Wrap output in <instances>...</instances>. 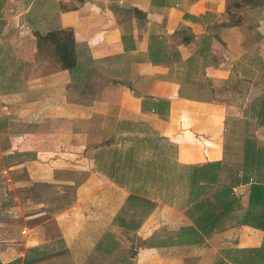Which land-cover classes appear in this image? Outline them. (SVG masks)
Here are the masks:
<instances>
[{"label":"crops","instance_id":"crops-1","mask_svg":"<svg viewBox=\"0 0 264 264\" xmlns=\"http://www.w3.org/2000/svg\"><path fill=\"white\" fill-rule=\"evenodd\" d=\"M66 27L80 54L74 70L39 53L40 36ZM0 67V116L41 129L7 140L6 151L20 158L3 172L19 165L26 174L13 182L54 186L62 249H103L111 224L125 228L111 220L131 194L150 199L142 238L161 226L169 237L187 226L190 236L188 187L162 199L157 180L164 164L189 172L211 162L251 178L233 188L242 208L212 231L230 243L218 264H241V250L264 245L263 230L236 222L251 183L264 180V159L243 163L248 145L264 149V112L252 107L257 99L264 106V0H0ZM229 119L236 133L243 129L235 148ZM2 253L3 262L10 254Z\"/></svg>","mask_w":264,"mask_h":264},{"label":"rangeland","instance_id":"rangeland-1","mask_svg":"<svg viewBox=\"0 0 264 264\" xmlns=\"http://www.w3.org/2000/svg\"><path fill=\"white\" fill-rule=\"evenodd\" d=\"M56 31H58V34L51 36L49 38L50 41L47 40L46 43H43L44 47L39 53L42 58L53 60V62L62 66L59 56L53 51V49L59 47L58 51L68 57V61L72 63L71 67H62L74 70L77 67V55L79 54L76 49L74 34L70 27ZM87 52V49L86 51L84 50L85 55H88ZM2 68L0 67V70ZM78 68L82 71L81 67ZM12 84H15V82H12ZM9 118L10 121L8 117L4 119L0 116V264H22L24 259L64 250L62 248H67V244L59 236V229L53 218L54 213L57 211H54L56 204L54 202L56 198L54 186L49 183H42L41 185V183L36 182L30 186L22 181L13 182L15 179L23 177L22 172L18 168L19 165L7 170V174L3 172V169H8L6 161L15 162L20 158L18 155L7 156L8 151L5 149L7 140H12L13 136L18 137L27 130V133H34L35 135L41 130L33 122L23 123L21 120H17L15 116H9ZM227 123L229 125L227 141L229 144H233L235 148L237 142H241L240 136H236L235 132L236 121L229 119ZM239 152L241 153L240 148ZM137 163V165H146L142 162ZM149 164L152 174H155V164ZM157 165V168L160 169V163ZM163 168L162 176L157 180L160 192L158 195L162 199H168L173 195L172 192L174 190L178 189L181 192V188L184 185L188 187L184 199L189 206H192L196 198L191 193V183L189 182L191 170L189 172L182 169L178 171L176 169L168 170L169 167L165 164ZM143 170L145 169L143 168ZM138 174H141V171H138ZM9 175L12 182L6 178ZM147 175H149V171ZM143 179V177L140 178V180ZM137 180L138 178H136ZM153 180L154 178H151V181ZM61 188L63 190L66 189ZM140 189L143 190L144 194L150 188L143 185ZM66 190L67 192H73L72 186H68ZM197 190L198 188L196 187ZM145 195L147 194L145 193ZM146 198L141 197L131 201L127 205L125 204V208L122 207L121 211L117 212V215L111 221L120 224L127 230L123 228V231L119 229L117 232V227L111 224L110 228L104 232L102 245L99 244V246H104L103 249H98L97 246L87 250H81L78 247L71 248V250L63 251L54 257H46L38 264H218V261H225L223 260L224 258L228 259L229 247L226 245L230 244L229 240L225 237L224 239L219 237L216 239L218 241H214L212 238L213 229L207 233L193 229L190 236H186V233L181 230L184 229L186 232V226L179 228V233L176 236L169 237L165 226H161L152 236L145 235L142 238V235L137 233V228L143 221L144 215L150 209L148 208L150 199ZM67 200L69 201V198ZM39 201L43 205H39ZM241 204L240 202V209L242 208ZM65 205L66 203L63 204V206ZM244 213L245 211H243V215ZM23 228L26 229V233H22ZM204 244H208L207 250ZM169 245H175V248L167 249ZM185 245L188 248L186 255L181 249ZM107 246H111V248ZM176 248L179 250H176ZM2 252L10 254L9 257H5L7 260L3 258V262L1 259V256H3ZM142 252L148 255L146 256ZM188 255L190 256L189 258Z\"/></svg>","mask_w":264,"mask_h":264},{"label":"trees","instance_id":"trees-1","mask_svg":"<svg viewBox=\"0 0 264 264\" xmlns=\"http://www.w3.org/2000/svg\"><path fill=\"white\" fill-rule=\"evenodd\" d=\"M243 2V1H242ZM241 2L234 3L233 6H240ZM58 34V31L47 32L45 35L39 37V44L46 43L47 40L50 41V37ZM57 45V43H56ZM53 49V51L59 56L62 66L71 67L72 63L68 61L63 53ZM260 104L263 103V99L260 100ZM260 106V107H259ZM252 107H259V113L264 112V106L259 105V100H255L252 104ZM243 129H240L236 133V136H240V139L243 140ZM249 146V145H248ZM246 147L244 154L245 165H253V168L256 166H261L263 161L264 149H251ZM9 152V151H8ZM18 155L12 154L9 152V156ZM7 165L14 164L13 161H6ZM220 163L211 162L201 166H191V172L189 176V182L191 183V193L195 196L196 200L193 202V205L188 210V215L193 222V226L189 228L188 232L191 234L193 229H198L204 233H207L215 228L222 218L228 217L233 210L240 209L239 207V197L233 192V188L239 183L248 182L251 178L250 176H239L238 171H227L222 172L223 169L220 168ZM255 165V166H254ZM24 178L25 169H20ZM222 172V174H220ZM196 187L198 190L196 191ZM129 200H137L138 196L129 195ZM239 224H252L253 226L258 227L264 231V180L256 179L250 185L249 201L248 206L245 210L243 216L237 217ZM66 252L67 250H59L51 252L49 254L27 258L23 260L22 264H38L42 262L44 258L54 257L59 255V253ZM247 252L248 256L245 254L241 259L238 260L239 263H252L258 264L264 262V245L259 249H246L241 250Z\"/></svg>","mask_w":264,"mask_h":264},{"label":"built area","instance_id":"built-area-1","mask_svg":"<svg viewBox=\"0 0 264 264\" xmlns=\"http://www.w3.org/2000/svg\"><path fill=\"white\" fill-rule=\"evenodd\" d=\"M22 233H26V229L25 228H23Z\"/></svg>","mask_w":264,"mask_h":264}]
</instances>
